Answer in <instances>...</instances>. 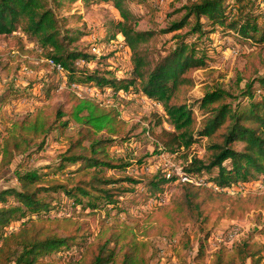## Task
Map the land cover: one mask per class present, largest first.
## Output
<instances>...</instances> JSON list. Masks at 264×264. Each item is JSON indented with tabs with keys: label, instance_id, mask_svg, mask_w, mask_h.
I'll use <instances>...</instances> for the list:
<instances>
[{
	"label": "trees",
	"instance_id": "1",
	"mask_svg": "<svg viewBox=\"0 0 264 264\" xmlns=\"http://www.w3.org/2000/svg\"><path fill=\"white\" fill-rule=\"evenodd\" d=\"M77 1L0 0V36L20 32L47 50L55 71L64 72L68 78V103L75 104L72 116L81 126L67 138V147L53 166L17 171V187L0 190V264H150L151 238L173 237L186 225L200 227L202 237L194 261L203 264L213 236L206 229H213L222 220L264 211V193L231 195L182 184L166 206L131 222L103 224L90 242V224L73 217L69 208L89 210L93 215L105 211L108 215L120 209L122 199L149 201L174 183L176 176L165 172L155 176L127 174L141 160L131 158L133 151L126 156L111 152L118 142L131 141L125 134L126 123L117 120L114 108L104 112L94 104L90 105L91 115L82 116L80 109L86 101L71 88L97 86L102 92L111 89L115 95L120 90H133L159 102L172 129L156 131L163 124L158 118L149 130L157 150L175 154L203 143L206 157H193L185 172L209 175L220 189L240 181L252 184L259 174L264 175V77L248 80L240 94L232 96L233 104L228 102L229 93L222 90H205L197 99L191 94L197 86L195 72L208 68L209 35L222 27L224 35L258 49L264 46V11L257 0H190L182 8V18L160 33L180 32L190 25L189 32L173 36L175 46L151 60L139 46L153 34L134 29L129 12L118 0L116 7L124 21L115 27L133 52L130 79L121 82L105 77L98 69L90 71V63L99 58L78 47L71 48L81 33L63 29L55 10H71ZM27 91L2 94L0 109L11 98L32 96ZM66 117L67 110L58 108L52 116L37 113L14 121L0 142V176L18 158L26 167L46 149L53 133L63 135L68 127L63 120ZM116 124L122 128L115 129ZM102 131L115 136L96 134ZM19 221V228L11 231ZM258 230L262 234L264 228ZM254 238L253 233L231 249L221 246L212 254L210 264H264V244ZM183 239L181 250L186 251L191 247V236L184 234ZM79 246L81 251L73 255ZM60 253L68 254L50 260ZM179 258L181 264H188L184 255L179 254Z\"/></svg>",
	"mask_w": 264,
	"mask_h": 264
},
{
	"label": "rangeland",
	"instance_id": "2",
	"mask_svg": "<svg viewBox=\"0 0 264 264\" xmlns=\"http://www.w3.org/2000/svg\"><path fill=\"white\" fill-rule=\"evenodd\" d=\"M117 1L78 0L71 10L64 7L55 10V15L63 29H73L81 33V36L71 44V48L78 47L83 52L99 58L94 63H90V71L98 69L105 73L104 76L107 78L125 82L124 80L130 79L133 68V52L126 45L123 34L115 27L116 23L124 21L116 7ZM189 1L121 0V6L130 14V23L133 24L134 29L153 34L152 38L139 46V49L151 60L164 56L175 46L173 36L189 32L190 25L180 32L160 33L182 18L184 14L182 8ZM257 3L264 11V0H257ZM209 39L211 50L208 52V68L195 72L197 86L191 95L197 99L203 96L205 90H222L229 93L228 102L233 104L235 100L232 96H238L248 80L264 77V46L256 49L249 42L224 35L222 27H218L214 34L209 35ZM66 80L68 78L65 77V73L56 72L54 65L47 59V50L42 49L36 42H31L20 32L0 36V96L10 90L22 92L28 90L27 92L32 94V96L25 95L21 99L11 98L9 104L0 109V142L14 121L22 120L28 115L34 116L41 113L44 116H52L58 108H63L67 110V117L63 120L68 122L64 134L53 133L46 149L35 155L30 163L25 165L26 167H22L23 159L15 160L12 167L0 176V190L17 187L15 176L17 171L53 166L57 156L67 147V138L74 136L81 127L72 116L76 110L74 111V103H68L67 94L71 91ZM44 84L46 85L43 86ZM73 86L71 89L76 91L84 102L86 101L80 109L82 116H90L92 113L90 105L94 104L99 105L98 107L104 112L114 108L118 114L117 120L126 123L125 134H128L131 141L118 142L111 148V152L126 156L133 151L131 158L141 160V164L136 165L127 174L139 176L144 173L141 171L143 166L148 167L146 174L149 176H155L159 172L176 174V170L184 169L193 157L201 159L206 157L203 143L194 145L188 152L181 151L175 154L156 149L149 130L154 128L157 119L161 118L163 124L156 128V131L172 129L166 122L163 106L159 102L150 101L141 93H133V90L128 93L120 90L115 95L111 89H104L105 91L102 92L97 86ZM114 128L121 129L122 126L116 124ZM96 134L102 137L115 136L108 131ZM204 176L210 181L209 175ZM181 185L182 183L175 182L170 186L167 185L170 199L179 191ZM234 188L235 195H244L249 192L264 193V175L259 174L252 184L240 181L228 189ZM119 207L118 210H111L108 215L105 211L93 215L89 210L81 211L71 208L68 212L73 217H78L81 221L90 224L91 234L88 240L91 242L103 224L131 222L150 213L158 206H154L150 200L144 202L142 199H137L129 202L122 199ZM20 224V221L15 222L10 230H17ZM232 228L241 230L242 240L254 233L255 241L264 244V231L262 234L257 233L258 229L264 228V211H252L241 219L222 220L213 229L207 228L206 231L211 230L215 235ZM184 234L191 236V247L186 251L181 250ZM200 237L202 233L197 225H186L173 237H152L149 252L150 264H181L179 254L186 257L188 264H197L194 258L198 253ZM209 243L203 264H210L212 254L216 251L214 238ZM80 251V246L76 247L72 254L78 255ZM67 254L53 255L50 260Z\"/></svg>",
	"mask_w": 264,
	"mask_h": 264
},
{
	"label": "built area",
	"instance_id": "3",
	"mask_svg": "<svg viewBox=\"0 0 264 264\" xmlns=\"http://www.w3.org/2000/svg\"><path fill=\"white\" fill-rule=\"evenodd\" d=\"M50 63L53 64L52 61H50ZM58 69H60V68L58 67ZM73 87H76V86H73ZM141 171L146 173V171H148V167L143 166ZM167 174H168V176H170V175L176 176L175 183L193 184L196 186H203V187L211 188L215 191H225L231 195H235V192H234L235 188L233 190L228 189L229 187H227L225 189H220L213 182L208 181V179L205 178V176L203 177V175L188 174L183 169L176 170V174L175 173L174 174L167 173ZM170 185H172V184H170ZM170 185H168V186H170ZM168 186L166 187V190L163 192V194L160 193L159 195L150 199V202H152L154 206L162 207V206H166L169 203L170 197H169V193H168V189H169ZM240 233H241V230L239 228H232V229L227 230L225 232L216 233L211 238V239L214 238V240L216 241L215 249L217 250L221 246H224L228 249H231L236 243H238L242 240L240 238V235H241Z\"/></svg>",
	"mask_w": 264,
	"mask_h": 264
}]
</instances>
